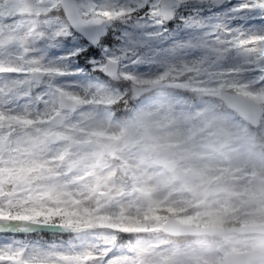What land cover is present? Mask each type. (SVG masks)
Here are the masks:
<instances>
[{"label": "snow or ice", "instance_id": "obj_1", "mask_svg": "<svg viewBox=\"0 0 264 264\" xmlns=\"http://www.w3.org/2000/svg\"><path fill=\"white\" fill-rule=\"evenodd\" d=\"M0 264H264V0H0Z\"/></svg>", "mask_w": 264, "mask_h": 264}]
</instances>
